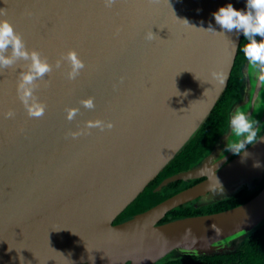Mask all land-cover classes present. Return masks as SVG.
Wrapping results in <instances>:
<instances>
[{"label":"water","instance_id":"95a60500","mask_svg":"<svg viewBox=\"0 0 264 264\" xmlns=\"http://www.w3.org/2000/svg\"><path fill=\"white\" fill-rule=\"evenodd\" d=\"M227 4L246 10V0H0V19L51 67L22 88L31 59L0 66V264H158L240 249L264 221V85L246 58L238 98L210 152L153 192L204 179L114 223L227 89L243 36L215 23L213 13ZM149 31L155 39H146ZM70 51L84 64L73 79ZM213 73L224 74L222 85ZM25 89L32 91L27 105ZM89 98L91 109L82 103ZM37 103L44 115L30 117L26 109ZM69 109L77 110L71 121ZM237 110L259 131L234 155L227 146ZM95 121L102 129L87 127ZM244 186L260 189L235 207L161 223L186 201L209 205Z\"/></svg>","mask_w":264,"mask_h":264},{"label":"clouds","instance_id":"9594fccd","mask_svg":"<svg viewBox=\"0 0 264 264\" xmlns=\"http://www.w3.org/2000/svg\"><path fill=\"white\" fill-rule=\"evenodd\" d=\"M106 6H111L114 0H105ZM5 13L0 12V15ZM215 23L224 31L232 32L237 31L242 33L245 43L241 49L243 56L246 58L249 70L258 69L259 74L257 79L260 85H264V0H246V10L240 11L233 8L231 4H227L224 7H220L213 13ZM207 30L215 31L209 26ZM259 36L261 39L258 42L255 37ZM156 35L152 31L146 34V39L153 40ZM13 58H23L25 60L31 59L30 71L22 75L21 87L32 84L38 77H43L46 73L51 71V67L47 62L40 60L39 54L35 51L29 52L25 49V46L20 38L19 34L14 30V27L6 20L0 19V66H10L13 63ZM66 59L71 64V72H69V79L75 78L79 74V71L84 68V64L78 59L77 54L74 51H70L67 54ZM213 76L222 85L224 83L223 73H213ZM32 96L31 89H25L21 96V101L25 105L28 104V98ZM83 106L86 108H93L94 104L91 98L82 101ZM27 114L30 117L39 118L44 115L45 106L43 104H34L28 106ZM76 109L67 110L66 118L71 121L76 115ZM11 117L13 113L10 111L6 114ZM258 122L250 119L249 115H246L245 111L237 110L231 116L229 125L234 137L227 149L234 155L241 154L244 149L254 144L257 141L258 131L257 127H254ZM113 125L107 124L110 129ZM87 127H100L102 125L100 121L88 122ZM75 138L78 133H71ZM259 166V165H256ZM215 183L219 186L221 192L222 186L215 177ZM215 192L216 189L214 188Z\"/></svg>","mask_w":264,"mask_h":264},{"label":"trees","instance_id":"16d2710c","mask_svg":"<svg viewBox=\"0 0 264 264\" xmlns=\"http://www.w3.org/2000/svg\"><path fill=\"white\" fill-rule=\"evenodd\" d=\"M244 43V37L242 36L227 89L211 111L209 117L196 136L116 218L114 223H118L128 216L150 208L160 200L164 199L166 197L165 195L153 192L154 187L165 177L182 170H186L191 162H195L203 156V154L210 150L211 144L216 135L224 129L227 123L228 108L233 101L238 98L239 86L241 83L239 69L245 59L241 51ZM180 181L181 180L172 182L163 189V192H167L171 188H176V186L180 184ZM258 191L259 190H255L250 193L247 190H242L232 198L224 199L198 209L179 207L168 212L166 218L163 219L161 223L169 221V217L177 219L180 217L220 212L246 202L256 195ZM158 264H264V221L250 233L249 237L244 239L243 245L235 252L214 255H199L188 258H168Z\"/></svg>","mask_w":264,"mask_h":264},{"label":"flooded vegetation","instance_id":"af4514ba","mask_svg":"<svg viewBox=\"0 0 264 264\" xmlns=\"http://www.w3.org/2000/svg\"><path fill=\"white\" fill-rule=\"evenodd\" d=\"M222 132H223V130H222L219 134L216 135L215 139L213 140V142H212V144H211L210 150H211V148H212L213 143L216 141V139L219 137V135H220ZM210 150H208L207 153L203 154V156H201L200 158L205 157V156L210 152ZM200 158H199V159H200ZM199 159H197L195 162H191V163L189 164L188 168L190 167V165H191L192 163H196ZM188 168H187V169H188ZM165 178H166V177H165ZM203 179H204V178L193 179V180H189V181H183V180H181V181H180V184H178V186H176V188H171L169 191H167V192H163V189H164L165 187H167L169 184H171V183H169L167 186L163 187V189H162L160 192H157L158 194H163V195L166 196L164 199L160 200L158 203L164 201L165 199H167V198H169V197H171V196H173V195H175V194H177V193H179V192H181V191H184V190H186V189H188V188L194 186L195 184L199 183V182L202 181ZM162 180H163V179H162ZM157 185H158V184H157ZM157 185H156V186H157ZM156 186H155V187H156ZM259 189H260L259 186H258V187H255V188H249V187H247V186H244V187H242L241 189H239V191H238L237 193H235L233 196H236V195H237L239 192H241L242 190H247L248 192L252 193V192H254L255 190L257 191V190H259ZM233 196H231V197H229V198H232ZM227 199H228V198H227ZM221 200H224V199H221ZM221 200H220V201H221ZM197 202H198V198H197V199L190 200V201H186L185 203H183L182 205H180V206H178V207H176V208L182 207V208H193V209H198V208H202V207L208 206V205H204V206L198 205ZM158 203L154 204L153 206L157 205ZM211 204H213V203H211ZM209 205H210V204H209ZM153 206H152V207H153ZM176 208H174V209H176ZM147 209H148V208H147ZM147 209H145V210H147ZM145 210H143V211H145ZM172 210H173V209H172ZM143 211H141V212H143ZM138 213H140V212H138ZM138 213H135V214H133V215H131V216H128L127 218H125V219H123V220L129 219V218L133 217L134 215H136V214H138ZM167 214H168V213H167ZM193 216H196V215H193ZM180 218H181V217H180ZM123 220H122V221H123ZM168 220H173V218H172V217H169ZM118 223H119V222H118ZM241 241L243 242V240H241ZM194 257H195V256H194ZM183 258H188V257H183Z\"/></svg>","mask_w":264,"mask_h":264},{"label":"rangeland","instance_id":"374dc122","mask_svg":"<svg viewBox=\"0 0 264 264\" xmlns=\"http://www.w3.org/2000/svg\"><path fill=\"white\" fill-rule=\"evenodd\" d=\"M239 243V242H238Z\"/></svg>","mask_w":264,"mask_h":264}]
</instances>
